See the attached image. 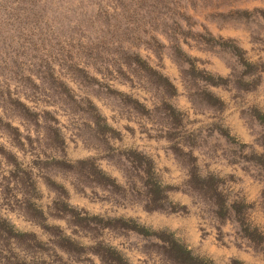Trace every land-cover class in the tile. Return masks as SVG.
I'll return each instance as SVG.
<instances>
[{
  "label": "rangeland",
  "instance_id": "374dc122",
  "mask_svg": "<svg viewBox=\"0 0 264 264\" xmlns=\"http://www.w3.org/2000/svg\"><path fill=\"white\" fill-rule=\"evenodd\" d=\"M264 264V0H0V264Z\"/></svg>",
  "mask_w": 264,
  "mask_h": 264
},
{
  "label": "trees",
  "instance_id": "16d2710c",
  "mask_svg": "<svg viewBox=\"0 0 264 264\" xmlns=\"http://www.w3.org/2000/svg\"><path fill=\"white\" fill-rule=\"evenodd\" d=\"M172 248L174 251L179 253L181 256H183L186 261H191L192 264H210L208 262H205L201 259H198L196 257H192L189 253V251L182 246H178L177 244L172 245Z\"/></svg>",
  "mask_w": 264,
  "mask_h": 264
}]
</instances>
